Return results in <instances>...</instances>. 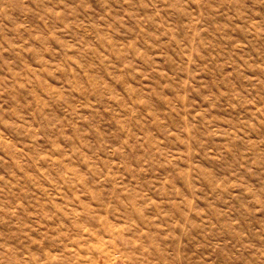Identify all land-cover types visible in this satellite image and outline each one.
Segmentation results:
<instances>
[{"label": "rangeland", "instance_id": "374dc122", "mask_svg": "<svg viewBox=\"0 0 264 264\" xmlns=\"http://www.w3.org/2000/svg\"><path fill=\"white\" fill-rule=\"evenodd\" d=\"M0 264H264V0H0Z\"/></svg>", "mask_w": 264, "mask_h": 264}]
</instances>
